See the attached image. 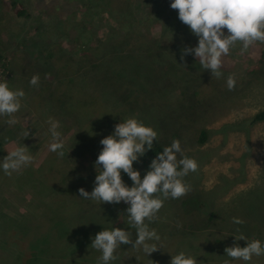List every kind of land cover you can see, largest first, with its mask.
Masks as SVG:
<instances>
[{
  "label": "rangeland",
  "instance_id": "374dc122",
  "mask_svg": "<svg viewBox=\"0 0 264 264\" xmlns=\"http://www.w3.org/2000/svg\"><path fill=\"white\" fill-rule=\"evenodd\" d=\"M23 1L28 17H16L0 0V53L8 60L0 82L7 80L11 88L25 92L13 117L0 116V164L9 151L22 145L28 147L33 162L10 176L0 167V193L7 196L13 219L4 224L7 229L0 227L4 243L0 264H22V250L26 255L35 251L26 247L22 234L34 230L32 236L38 238L40 233L41 238L45 232L47 242H52L56 225L62 227L61 241H65L43 253L41 260L34 262L30 256L27 264H102V253L91 243L104 229L120 227L136 239V230L128 223V204L100 203L79 193L81 187L91 192L95 186L100 141L132 116L157 131L158 141L153 144L164 148L179 140L184 154L195 158L199 167L185 177L192 190L179 199L165 200L157 218L145 221L161 235L159 241L149 243L161 249L147 255L142 247L122 244L114 253L118 258L109 264H170L180 251L196 257L197 264H225L226 260L264 264V255L245 262L225 252L234 242L246 246L245 240L236 241L240 233L264 243V121L249 122L264 108V43L241 51L237 42L223 57V75L218 79L193 54L181 60L182 49L198 45V37L180 21L171 0H104L110 24L129 10L143 19L136 29L131 25L134 20L126 16L121 30L105 40L107 29L100 37H90L91 29L77 28L101 19L87 6L97 0ZM154 8L161 13L155 14ZM224 32L228 35L226 28ZM79 34L85 48L90 46L88 38L94 43L85 56L70 54L65 47ZM99 39L106 43L100 52ZM48 51L53 52L50 58ZM67 65L77 67L71 81L57 76ZM36 74L39 84L33 86L30 80ZM230 74L236 78L233 90L226 85ZM67 89L69 101L78 104L72 112L67 109L69 102L53 107L52 96ZM49 117L59 123L63 157L50 151ZM9 119L16 122L8 124ZM201 130L205 137L200 142ZM140 159L133 168L142 179L150 166ZM121 176L127 186L133 185L123 170ZM49 185L58 187L51 192L46 189ZM233 217L246 222L234 224Z\"/></svg>",
  "mask_w": 264,
  "mask_h": 264
},
{
  "label": "clouds",
  "instance_id": "9594fccd",
  "mask_svg": "<svg viewBox=\"0 0 264 264\" xmlns=\"http://www.w3.org/2000/svg\"><path fill=\"white\" fill-rule=\"evenodd\" d=\"M170 7L178 10L180 21L189 26L190 31L198 37V45L182 49L181 60L186 55L193 54L200 65L205 70H210L212 76L218 79L223 75V57L229 54L237 42L242 44L241 51H247L256 42L264 43V0H171ZM225 28L228 35H225ZM30 84H39L38 74L32 76ZM226 85L228 90L235 88V74L227 77ZM24 96L23 89L11 88L7 80L0 82V116L13 117L22 107ZM15 122V119L7 121L8 124ZM48 122L53 138L50 151L63 157L65 145L61 133L57 131L59 123L51 117ZM29 134V130L26 131L24 138ZM154 140L158 141L157 131L135 116L116 124L114 131L100 141L103 148L95 161L100 171H97L94 188L91 192L83 187L79 189L80 196L85 199L100 203L123 201L129 205L126 209L128 223L136 230V239L133 241L132 233L120 227L98 232L91 247L102 253L99 258L102 264L116 260L118 257L114 253L122 244L142 247L147 255L161 249L156 243H149L161 238L145 221L152 222L157 218L165 200L179 199L192 190L185 177L196 172L199 165L195 158L184 154L179 140H173L152 159L150 170L142 179L140 172L134 170L133 162L138 161L153 147ZM32 162L33 156L29 154L28 147L22 145L9 151L0 167L10 176ZM121 170L132 180L131 187L122 179ZM232 222L242 225L246 221L233 217ZM235 237L236 241L245 240L247 244L241 247L234 242L232 246L226 247L228 257L247 262L253 256L264 255V243L261 240H249L243 233ZM170 264H197V259L180 251L171 257ZM225 264H228L227 260Z\"/></svg>",
  "mask_w": 264,
  "mask_h": 264
},
{
  "label": "trees",
  "instance_id": "16d2710c",
  "mask_svg": "<svg viewBox=\"0 0 264 264\" xmlns=\"http://www.w3.org/2000/svg\"><path fill=\"white\" fill-rule=\"evenodd\" d=\"M5 1H6L7 5H8V7H9L10 11H12L13 14L16 17H28V15H29L28 7H27L26 3L23 0H5ZM103 1L104 0H97V3L96 4H92L91 3L92 5L89 2H87V3H89V4H87V6L93 8L92 12H95L98 17H101V19L97 20V21L91 20V21H89L87 23H85V22L81 23L82 20H80V21H78V23H81L82 25L77 27V28L84 29V30L86 29L88 31L91 29L92 35H90V37H92L94 34H98V36L100 37V34H101L102 30H106L107 29L108 37L106 35L104 37V39H103V40H105L107 38L111 39V33H113L114 30H121V28H122L121 25L127 23V19H128L127 17L132 18L134 20V23H131V25H133V27H135L136 29H138V25H140V24L142 25L143 19L141 17L136 16V13L134 11H130V10L127 12L126 15H123V12L119 13L118 14L119 17L115 18V24L108 23L105 14L107 13L109 15L110 11L108 12V10L105 8V6L102 5ZM154 12H155V14L156 13H158V14L161 13L159 11L157 12V9H155ZM86 16L88 17L87 14H86ZM155 18H158V16H156ZM108 20H109V17H108ZM128 23H130V22L128 21ZM81 27H83V28H81ZM80 35L81 34H79V36H77L75 38V41H73L72 43L66 44L65 47L67 48L66 50L70 54L85 56L88 52L93 51V47L92 46L94 45V43H93V41L90 38H88L90 46L89 47L87 46L88 48H85L84 47L85 46V42L82 41V40H78V38L81 37ZM145 42L147 43L148 40L147 41L145 40ZM97 43H99V46H97L98 47L97 51L100 52L101 48H102V45H105L106 43L105 42L104 43L101 42V39L97 40ZM60 47L61 46H59V45L56 46L57 49L60 48ZM94 49L96 50V46H95ZM52 56H53V52L52 51L51 52L48 51L47 57L50 58ZM7 71H8V60L5 58V56L2 53H0V78H2V76L6 75ZM75 73H77V67L74 70L72 66L67 65V66H65L63 68V70H62V68L59 69V71L57 72V76L60 75V76H58V78H59V77L64 75L69 81H71L72 78H70V77H73V75ZM52 97H53L52 102H54L53 103L54 104L53 105L54 108H56L60 103H66V102L67 103L69 102V105H68L67 109L70 112H72L73 109H76L78 107V104L76 103V101H73V100L69 101V98L71 96H70V93H69L68 89L66 91H64V92L55 94ZM260 121H264V108H262V109L258 110L257 112H255L253 114V116L249 120L250 123H255V122H260ZM204 137H205V131L201 130L200 133H199L198 141L201 142L204 139ZM162 151H163V147H162L161 144H159V143L153 144V147L151 149L147 150L146 153L143 156L140 157L141 158L140 159V163L142 165L150 166L152 159H154L158 155V153L162 152ZM23 182H26V181H23ZM57 187L58 186H56V185H49V186L46 187V189H47V191L53 192V191H55V189ZM9 192H10V190H9ZM10 205H11L10 202L7 201V196L3 197V194L0 193V210H2V212H3L2 215L0 216V227H1V225L3 227H5L4 224L7 225V224H9L10 221L13 220L12 216L9 215ZM61 219H63V217L56 219V221L61 220ZM56 226H57V228L55 227L56 234L54 235L55 239L52 242H49V240L47 242V238H46L45 232H44L45 236L41 237V238H39L41 236L40 233L36 234V236H38V238L32 236L33 233H36L34 230L27 231V232L22 234L20 239L24 241V243L26 244V247L28 248V246H29V248H33L35 250V251L32 252V255L28 254L29 256L25 254V250H22V253H21L22 254L21 255L22 264H27V260L30 258V256H32L31 259L34 262H36L39 259L41 260V257L44 256L43 253H47L48 250H50V249H55L56 250L57 247H56L55 244L58 243L59 245H61V243L63 241H65V239L61 241V238L63 237V231H62L63 229H62V227L59 226V225H56ZM50 233L51 232H49L48 235H50ZM14 235H16V234L14 233ZM159 236H161V235H159ZM35 240H37V242H31V241H35ZM1 243H3V242H2V239L0 237V245H1ZM28 251H29V249H28ZM24 255H26L28 257H24Z\"/></svg>",
  "mask_w": 264,
  "mask_h": 264
}]
</instances>
